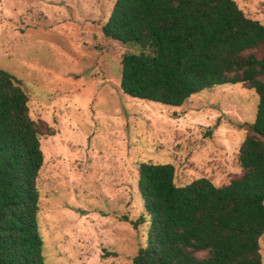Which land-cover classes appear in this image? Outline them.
<instances>
[{"label": "rangeland", "instance_id": "rangeland-1", "mask_svg": "<svg viewBox=\"0 0 264 264\" xmlns=\"http://www.w3.org/2000/svg\"><path fill=\"white\" fill-rule=\"evenodd\" d=\"M236 1L264 23V0ZM115 2L0 0V68L50 127L38 176L45 264H133L149 229L133 224L144 211L139 163H173L178 185L228 184L241 171V125L255 119L258 94L241 83L181 106L126 94L121 58L141 48L103 33ZM260 244L264 264V235Z\"/></svg>", "mask_w": 264, "mask_h": 264}, {"label": "trees", "instance_id": "trees-1", "mask_svg": "<svg viewBox=\"0 0 264 264\" xmlns=\"http://www.w3.org/2000/svg\"><path fill=\"white\" fill-rule=\"evenodd\" d=\"M103 33L141 48L121 58V88L132 97L181 106L237 83L259 97L228 184L178 185L173 163H139L144 211L133 224L149 229L133 264H262L264 23L236 0H116ZM49 129L31 117L21 80L0 68V264H45L38 176Z\"/></svg>", "mask_w": 264, "mask_h": 264}]
</instances>
